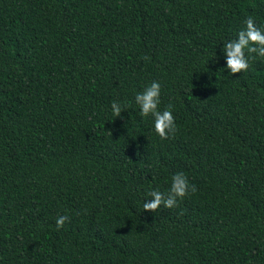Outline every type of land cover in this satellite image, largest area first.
Segmentation results:
<instances>
[{"label":"trees","instance_id":"1","mask_svg":"<svg viewBox=\"0 0 264 264\" xmlns=\"http://www.w3.org/2000/svg\"><path fill=\"white\" fill-rule=\"evenodd\" d=\"M249 16L264 0H0V264H264V57L223 52ZM153 81L169 139L135 102ZM177 172L197 191L143 210Z\"/></svg>","mask_w":264,"mask_h":264},{"label":"clouds","instance_id":"2","mask_svg":"<svg viewBox=\"0 0 264 264\" xmlns=\"http://www.w3.org/2000/svg\"><path fill=\"white\" fill-rule=\"evenodd\" d=\"M246 27L239 31L236 39H232L223 44V52L226 56V68L231 74L246 72L250 66V59H255L256 54L264 57V30L256 26L254 19L249 16L245 19ZM145 59H148L145 57ZM160 83L153 81L144 88L142 92L135 95V102L140 108L142 117L151 116L153 119L154 130L161 139H169L174 135L177 128L175 117L172 113L171 105L160 110ZM113 115L117 118L121 116L122 106L113 101L111 104ZM197 188L195 184H190L187 176L183 172H177L171 177V184L167 191L150 190L147 193L151 199L145 200L143 210L155 212L161 205L166 208L178 206V201L182 200L190 193H195ZM69 219L68 216H58L56 219V228L59 230Z\"/></svg>","mask_w":264,"mask_h":264}]
</instances>
